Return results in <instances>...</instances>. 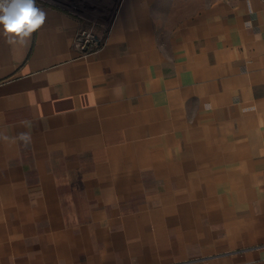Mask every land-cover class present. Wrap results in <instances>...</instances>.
<instances>
[{"label": "crops", "instance_id": "1", "mask_svg": "<svg viewBox=\"0 0 264 264\" xmlns=\"http://www.w3.org/2000/svg\"><path fill=\"white\" fill-rule=\"evenodd\" d=\"M38 7L0 34V264H264V0Z\"/></svg>", "mask_w": 264, "mask_h": 264}, {"label": "clouds", "instance_id": "2", "mask_svg": "<svg viewBox=\"0 0 264 264\" xmlns=\"http://www.w3.org/2000/svg\"><path fill=\"white\" fill-rule=\"evenodd\" d=\"M45 19L46 13L36 0H0V34L9 38V43L26 44ZM18 138L25 143L30 141L25 132L19 133Z\"/></svg>", "mask_w": 264, "mask_h": 264}, {"label": "built area", "instance_id": "3", "mask_svg": "<svg viewBox=\"0 0 264 264\" xmlns=\"http://www.w3.org/2000/svg\"><path fill=\"white\" fill-rule=\"evenodd\" d=\"M47 2L46 0H36L37 6ZM103 43V39H99L94 35L93 29L83 31L76 40V46L84 53H92L97 51Z\"/></svg>", "mask_w": 264, "mask_h": 264}, {"label": "rangeland", "instance_id": "4", "mask_svg": "<svg viewBox=\"0 0 264 264\" xmlns=\"http://www.w3.org/2000/svg\"><path fill=\"white\" fill-rule=\"evenodd\" d=\"M47 1V0H46ZM103 21L104 23H92L89 25V27L85 28V31H90L93 29V33L95 36H97L99 39H103L105 31L107 29V20H100Z\"/></svg>", "mask_w": 264, "mask_h": 264}]
</instances>
